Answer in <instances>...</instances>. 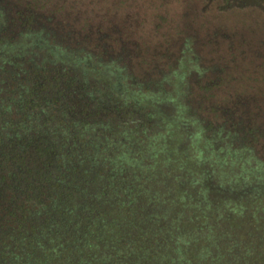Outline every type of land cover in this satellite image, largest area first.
<instances>
[{
  "label": "trees",
  "instance_id": "1",
  "mask_svg": "<svg viewBox=\"0 0 264 264\" xmlns=\"http://www.w3.org/2000/svg\"><path fill=\"white\" fill-rule=\"evenodd\" d=\"M53 56L36 67L32 88L8 98L14 108L32 105V123L7 118L11 131H29L16 136L32 152L0 157V264H216L229 252L249 256L264 239V153L256 149L264 130L249 116L247 90L109 87L107 72L91 78L92 70H78L82 60ZM96 83L108 87H84ZM22 106L14 112L23 114ZM55 112L73 127L67 138L44 132ZM91 137L98 144L90 150L103 152L99 167L77 159ZM149 163L147 180L157 186L142 184ZM55 169L62 179L51 195ZM216 231L225 248L207 242Z\"/></svg>",
  "mask_w": 264,
  "mask_h": 264
},
{
  "label": "flooded vegetation",
  "instance_id": "2",
  "mask_svg": "<svg viewBox=\"0 0 264 264\" xmlns=\"http://www.w3.org/2000/svg\"><path fill=\"white\" fill-rule=\"evenodd\" d=\"M60 51L91 78L107 72L109 87H244L249 116L264 130V0H0V157L32 152L8 120L27 125L32 105L20 102L17 114L7 96L32 87L36 67ZM172 66L179 74L168 75ZM256 149L264 153V140Z\"/></svg>",
  "mask_w": 264,
  "mask_h": 264
},
{
  "label": "rangeland",
  "instance_id": "3",
  "mask_svg": "<svg viewBox=\"0 0 264 264\" xmlns=\"http://www.w3.org/2000/svg\"><path fill=\"white\" fill-rule=\"evenodd\" d=\"M24 88L25 87H13L14 91L16 92L14 94V97H18L20 92L24 91ZM1 89L2 90H6V87H1ZM7 98H9V96H7ZM17 106H18V108H21V106H19V105H17ZM51 108H53V107H51ZM13 118L15 119V117H13ZM28 121H29V119H28ZM48 122H50V123H52L54 125H49L48 129L45 128L44 129L45 134H48L47 132H49V134L51 136H53V135H56L57 133L60 132L58 135H60L61 139L67 138L68 133L73 129V127L70 124L67 123L66 116H65V114L63 112H55L52 115V117L50 118V121L48 119ZM23 123L25 124V122H22L21 124H23ZM29 123H32V115L30 117V121L27 122V124H29ZM19 131H22V130H19ZM21 133L23 134V131ZM25 134H26V132H25ZM97 144H98V140L97 139H95L93 137L89 138V141L87 140L86 144L84 145L83 152H82V149H80L81 152L77 153L79 155L77 157V159L80 158L79 160H82V162L84 163V158H85V159H87V162H90V163L94 164L93 166H98V167L100 166L99 164H105V161H102L103 152L101 150L96 149V148L90 150L93 146H96ZM58 145H60V143ZM85 148L87 149V151L88 150L94 151V153L91 152L88 155L87 152H84V151H86ZM111 148L112 149L114 148L113 145L111 146ZM112 149H111V152L113 151ZM66 158L62 157L60 155V157L58 158V161L60 163H63V162H65ZM149 169H150V163L147 164V169L145 171H143V169L141 170V171H143V172H141V175H142L141 181H143L142 184L145 187H147L148 185L151 186V187L154 186V185L157 186L156 183L153 184L151 180H147V179H149L151 177V175L149 174ZM61 172L62 171L60 169H55V170L51 171L48 174L50 176L48 178V180L52 179L51 188H52L53 192L51 193V195H53L55 193V191H56V188H55L56 183L59 184V180L62 179V173ZM152 172L153 171H151V173ZM218 233L219 232L216 231L215 234H213L214 236H212L210 241L208 239L207 242L209 244H214L216 246H218L221 243H224V244H222L221 248L222 247L225 248L227 245H229V242H226L224 238L223 239H221V238L217 239L219 237ZM260 238L262 239V241H264L263 237H260ZM260 238H257L254 241L252 251L250 250L251 254L249 256L247 254V256L244 259H235L234 256L232 255V253L229 252V253H225V256L219 257L216 260V264H261L262 261L264 260V252L259 247V246L262 245V242L258 240ZM235 248L236 247H233L234 250H235Z\"/></svg>",
  "mask_w": 264,
  "mask_h": 264
}]
</instances>
